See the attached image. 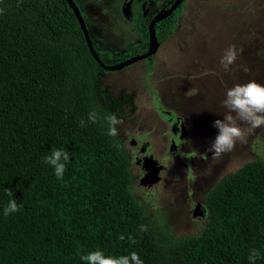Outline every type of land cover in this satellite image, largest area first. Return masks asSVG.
I'll return each instance as SVG.
<instances>
[{
	"label": "trees",
	"instance_id": "16d2710c",
	"mask_svg": "<svg viewBox=\"0 0 264 264\" xmlns=\"http://www.w3.org/2000/svg\"><path fill=\"white\" fill-rule=\"evenodd\" d=\"M183 3L156 24L160 43L180 26ZM0 9V264H86L80 256L97 249L137 252L144 264H250L255 249V264H264V159L246 161L208 190L200 234L176 236L132 190L119 125L117 136L107 135L106 117L120 119L123 101L103 88L106 70L68 1L0 0ZM89 33L103 62L117 61ZM52 148L69 151L63 180L44 162ZM5 189L22 205L8 216Z\"/></svg>",
	"mask_w": 264,
	"mask_h": 264
},
{
	"label": "rangeland",
	"instance_id": "374dc122",
	"mask_svg": "<svg viewBox=\"0 0 264 264\" xmlns=\"http://www.w3.org/2000/svg\"><path fill=\"white\" fill-rule=\"evenodd\" d=\"M142 2L146 6L161 4L151 0H81L97 45H114L129 57L138 53L149 41L139 21ZM232 44L243 52L225 71L220 58ZM245 66L250 70L244 71ZM101 79L103 88L123 101L120 119L124 123L119 131L130 154L134 194L148 213L170 226L176 236L200 234L207 222L208 190L246 161L264 159V126L253 129L242 125L246 141H237L231 152L218 159L208 151L218 134L214 121L223 119L228 111L222 106L226 91L252 80L264 84V0H184L180 26L152 57L105 71ZM163 110L181 115L188 134L182 138L173 135L172 122ZM133 139L136 146L131 144ZM173 142L178 150L170 155ZM146 143L147 150L142 152ZM144 157L165 164L154 188L146 182L148 171L138 164ZM197 204L205 213L203 219L194 216Z\"/></svg>",
	"mask_w": 264,
	"mask_h": 264
},
{
	"label": "clouds",
	"instance_id": "9594fccd",
	"mask_svg": "<svg viewBox=\"0 0 264 264\" xmlns=\"http://www.w3.org/2000/svg\"><path fill=\"white\" fill-rule=\"evenodd\" d=\"M2 11L0 9V12ZM242 52V47L238 50L235 44L230 45L224 50L220 58V65L225 71H229ZM243 70L247 72L250 69L245 66ZM222 106L228 111L224 114L223 119H216L214 121L213 126L218 129V134L211 141L208 148L213 159H218L222 154L231 152L235 148L237 141H246V129L242 125L253 129L264 126V84L258 83L255 80L244 84H235L226 91ZM89 120L92 123H96L97 116L94 111L89 114ZM106 120L109 124L107 135L117 136V125H122L124 121L119 119L114 113L109 114ZM85 126V121L81 120L80 127ZM115 146L120 147L119 144ZM69 161V151L64 148H52L50 154L44 158V162L53 167L55 176L60 180H63L64 173L67 171V162ZM188 178L192 179L193 177L189 175ZM5 192L12 199L9 200L4 208V215L8 216L11 213L20 211L22 205H18L11 189H5ZM147 230V225L140 226L141 232H146ZM119 239L124 240L125 236L121 234ZM128 239L133 244L137 242L131 236ZM259 256L260 253L253 249L248 257L250 264H255V260ZM80 258L86 264H144L137 252H131L128 256L115 257L106 256L102 250L97 249L86 255H81Z\"/></svg>",
	"mask_w": 264,
	"mask_h": 264
},
{
	"label": "water",
	"instance_id": "95a60500",
	"mask_svg": "<svg viewBox=\"0 0 264 264\" xmlns=\"http://www.w3.org/2000/svg\"><path fill=\"white\" fill-rule=\"evenodd\" d=\"M67 1L74 10V13H75V15L79 21V24H80V26L84 32L88 47H89L92 55L97 60V62L101 65L102 68H104L105 70H108V71H112V70H120L124 66H126L132 62H135V61L142 59V58L150 57L151 55L155 54L156 51L158 50L160 44H161L158 41V38H157V35L155 32V24L158 21H160V20L164 19L165 17L169 16L170 14H172L176 10V8H178L181 5V3L184 0H175L173 2V4L168 9L160 12L151 20V22L149 24V45H148V50L146 52L136 54V55L131 56L130 58H128L126 60H123L121 62L114 63V64H106L100 58L97 50L94 47L92 38H91L90 33H89L88 26L86 24V20L83 16V13H82L80 7L76 4V2L74 0H67ZM144 166L146 168L151 169L152 174L149 177L150 183L151 184L155 183L158 180L159 172L163 168V165H158V162L155 159H153L152 157H148L144 161ZM194 216L196 218H199V219H203L205 217V214L201 210L200 205H197L196 211L194 212Z\"/></svg>",
	"mask_w": 264,
	"mask_h": 264
},
{
	"label": "flooded vegetation",
	"instance_id": "af4514ba",
	"mask_svg": "<svg viewBox=\"0 0 264 264\" xmlns=\"http://www.w3.org/2000/svg\"><path fill=\"white\" fill-rule=\"evenodd\" d=\"M152 1H160L161 2V4L160 5H158V6H153L154 4L153 3H151V4H149V5H145V4H143V2L141 3V13H140V15H139V21H140V23H141V28H142V23H143V21L145 20V19H148V22H149V24H150V22H151V20L157 15V14H159L160 12H162V11H165L166 9H168L169 7H168V3H170V1L171 0H151V2ZM175 1V0H174ZM84 16V15H83ZM161 21V20H160ZM160 21H158L157 23H159ZM156 23V24H157ZM149 24H148V29H149ZM156 24H155V32H156ZM143 30V29H142ZM95 40V39H94ZM97 44V43H96ZM148 45H149V41H148ZM98 46V45H97ZM99 47V46H98ZM144 47V46H143ZM142 47V48H143ZM141 48V49H142ZM99 49L100 50H108V49H113L114 51H115V56H114V60H117V61H114V62H112V63H110V64H114V63H118V62H121V61H123V60H126V59H128V58H130L129 56L130 55H123L122 53H121V50L119 49V48H116V46H106L105 48H101V47H99ZM140 49V50H141ZM139 50V51H140ZM147 50H148V48H147ZM146 50V51H147ZM139 51H138V53H134L135 55L136 54H139ZM145 51V52H146ZM142 53H144V52H142ZM134 54H132L133 56H134ZM106 64H108V63H106ZM106 71H108V70H106ZM161 99V98H160ZM163 113L164 114H166V115H169L170 114V110H163ZM158 115H159V118H160V121L161 122H163L164 123V119L160 116V112H159V110H158ZM168 121L169 122H172V125H171V127H170V129H171V133L173 134V135H178L179 134V136L182 138V137H184L185 135H187L188 134V132H189V129H188V127H187V124H186V122H185V120H184V118L181 116V115H176V116H173V115H169V118H168ZM131 144L133 145V146H136L137 145V141L135 140V139H133L132 141H131ZM148 145V143H146V144H144L142 147H141V151L142 152H145L146 150H147V146ZM128 149V148H127ZM177 150H178V144L176 143V142H173L172 143V145H171V149H170V155H174L176 152H177ZM129 151V150H128ZM173 151V152H172ZM130 155V154H129ZM146 158H148V157H144L143 159H138V164H141V167H142V169H144V170H147L148 171V173H149V177H150V175L152 174V172H151V169L150 168H146L145 166H144V161H145V159ZM153 158V157H152ZM153 159H155V158H153ZM157 162H158V165H163V168L160 170V172H159V177H160V173L163 171V169H164V167H165V164L164 163H162V162H160L158 159H155ZM149 177H148V179L146 180V182L149 184V187L150 188H154V186H155V183H150V179H149ZM159 177H158V179H159ZM197 205H199V204H197ZM197 205H196V207H197ZM205 214V213H204Z\"/></svg>",
	"mask_w": 264,
	"mask_h": 264
}]
</instances>
